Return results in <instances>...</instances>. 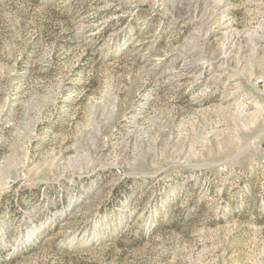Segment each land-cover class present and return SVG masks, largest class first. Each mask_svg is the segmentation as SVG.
Segmentation results:
<instances>
[{"label":"rangeland","instance_id":"374dc122","mask_svg":"<svg viewBox=\"0 0 264 264\" xmlns=\"http://www.w3.org/2000/svg\"><path fill=\"white\" fill-rule=\"evenodd\" d=\"M0 264H264V0H0Z\"/></svg>","mask_w":264,"mask_h":264},{"label":"trees","instance_id":"16d2710c","mask_svg":"<svg viewBox=\"0 0 264 264\" xmlns=\"http://www.w3.org/2000/svg\"><path fill=\"white\" fill-rule=\"evenodd\" d=\"M32 248L34 247V245L31 246ZM80 250V249H79ZM23 253L22 252H18L16 253L15 255L11 256V258H17V257H20Z\"/></svg>","mask_w":264,"mask_h":264}]
</instances>
